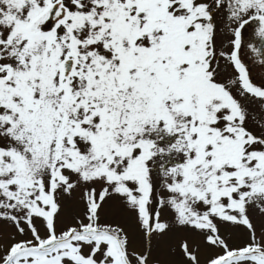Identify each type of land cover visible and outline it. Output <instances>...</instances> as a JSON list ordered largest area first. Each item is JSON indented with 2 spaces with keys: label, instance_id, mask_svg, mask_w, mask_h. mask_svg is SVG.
<instances>
[{
  "label": "snow or ice",
  "instance_id": "1",
  "mask_svg": "<svg viewBox=\"0 0 264 264\" xmlns=\"http://www.w3.org/2000/svg\"><path fill=\"white\" fill-rule=\"evenodd\" d=\"M245 45L264 66V0H0V264H148L178 230L216 250L206 264H264V85Z\"/></svg>",
  "mask_w": 264,
  "mask_h": 264
},
{
  "label": "rangeland",
  "instance_id": "2",
  "mask_svg": "<svg viewBox=\"0 0 264 264\" xmlns=\"http://www.w3.org/2000/svg\"><path fill=\"white\" fill-rule=\"evenodd\" d=\"M255 28L256 25L254 23H250L248 26H246L244 32L246 33L247 37L250 38L248 42L257 44L258 37L253 35ZM229 39H231L230 35ZM226 46L229 48L231 47L227 44ZM240 56L242 61L246 62L250 68L253 82L264 85V68L258 62H256L258 58L254 57V55L251 53V50L248 49L246 45L242 47ZM226 77L231 78V73H226ZM250 126L256 128V130H259L258 123H254ZM79 196L80 192L76 191L73 193L71 198L65 199L63 203V215L67 218H71L82 209L83 205L79 199ZM103 215L106 220L125 224V226L128 227L130 233H134V224L127 217V215L121 211L117 202L110 201L108 204H106ZM249 215L252 219L254 227L256 228L257 236L259 237L261 230L264 229V215H262L258 209H253ZM220 228L222 236L233 246L240 244L241 241L245 240L248 235L247 230L243 227L236 228L232 227L231 225L221 224ZM13 235H15V230L9 226H6L4 222H0V243L5 242L6 239H10ZM16 238L21 239L22 237L16 236ZM185 238H187L189 241L190 250L196 252L200 264H206L209 256H211L216 251L215 249L205 248L203 246H200L199 249H197V244L194 242V234L178 230L168 233L159 241H153L148 264H190V261L183 255L179 248L180 243ZM135 248L136 251L141 253L145 251V243L138 234H136Z\"/></svg>",
  "mask_w": 264,
  "mask_h": 264
},
{
  "label": "water",
  "instance_id": "3",
  "mask_svg": "<svg viewBox=\"0 0 264 264\" xmlns=\"http://www.w3.org/2000/svg\"><path fill=\"white\" fill-rule=\"evenodd\" d=\"M259 44H260V40H258L257 46H259ZM262 67L264 68V66H262Z\"/></svg>",
  "mask_w": 264,
  "mask_h": 264
},
{
  "label": "trees",
  "instance_id": "4",
  "mask_svg": "<svg viewBox=\"0 0 264 264\" xmlns=\"http://www.w3.org/2000/svg\"><path fill=\"white\" fill-rule=\"evenodd\" d=\"M256 84H258V83H256ZM258 85H261V84H258Z\"/></svg>",
  "mask_w": 264,
  "mask_h": 264
}]
</instances>
